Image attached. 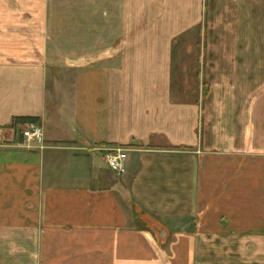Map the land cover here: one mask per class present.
Instances as JSON below:
<instances>
[{
	"label": "crops",
	"instance_id": "0c3cea01",
	"mask_svg": "<svg viewBox=\"0 0 264 264\" xmlns=\"http://www.w3.org/2000/svg\"><path fill=\"white\" fill-rule=\"evenodd\" d=\"M19 3L0 0V264H198L264 240V0Z\"/></svg>",
	"mask_w": 264,
	"mask_h": 264
},
{
	"label": "rangeland",
	"instance_id": "374dc122",
	"mask_svg": "<svg viewBox=\"0 0 264 264\" xmlns=\"http://www.w3.org/2000/svg\"><path fill=\"white\" fill-rule=\"evenodd\" d=\"M10 13H19L21 11V6L19 0H13V4L9 7ZM0 9L3 10V7L0 5ZM176 45L179 44V39H177ZM188 44H195V38L191 37L188 39ZM200 44V43H199ZM173 75V82L171 84L173 95H178L185 93L184 87L179 84L180 71L172 70L170 71ZM189 90V89H188ZM201 94L206 95L208 86H201ZM17 121V120H15ZM16 135L17 137L22 138V132L29 128L31 125H36L29 122H20ZM38 126V125H37ZM123 150V149H122ZM125 151V150H124ZM127 158V157H126ZM224 242L206 245L201 247V254L199 256L200 262L198 264H264V240H248L241 242L239 240H223Z\"/></svg>",
	"mask_w": 264,
	"mask_h": 264
},
{
	"label": "built area",
	"instance_id": "2783aa9c",
	"mask_svg": "<svg viewBox=\"0 0 264 264\" xmlns=\"http://www.w3.org/2000/svg\"><path fill=\"white\" fill-rule=\"evenodd\" d=\"M22 136L27 141H35L41 143L43 141V133L40 126L31 125L22 132ZM104 159L107 166L116 175H121L125 172L126 152L119 148H107L104 150Z\"/></svg>",
	"mask_w": 264,
	"mask_h": 264
},
{
	"label": "trees",
	"instance_id": "16d2710c",
	"mask_svg": "<svg viewBox=\"0 0 264 264\" xmlns=\"http://www.w3.org/2000/svg\"><path fill=\"white\" fill-rule=\"evenodd\" d=\"M17 120L18 121H20V122H29V121H31L32 123L35 121V119L34 118H31V117H22V118H17Z\"/></svg>",
	"mask_w": 264,
	"mask_h": 264
}]
</instances>
